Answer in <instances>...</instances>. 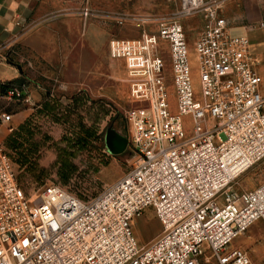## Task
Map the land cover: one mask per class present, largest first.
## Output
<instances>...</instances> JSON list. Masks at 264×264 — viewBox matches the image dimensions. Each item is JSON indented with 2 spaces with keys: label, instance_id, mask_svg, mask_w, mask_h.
<instances>
[{
  "label": "built area",
  "instance_id": "2783aa9c",
  "mask_svg": "<svg viewBox=\"0 0 264 264\" xmlns=\"http://www.w3.org/2000/svg\"><path fill=\"white\" fill-rule=\"evenodd\" d=\"M227 1L179 0L172 18L138 19L139 38L109 40V57L125 64L136 161L91 201L54 185L27 196L0 144V264H252L230 244L264 224V181L233 186L256 165L264 170V96L249 40L229 35L220 14ZM191 18L201 24L197 89L182 23ZM0 100L32 107L25 81ZM12 118L1 110L0 127L12 132ZM146 209L161 232L141 244L134 226Z\"/></svg>",
  "mask_w": 264,
  "mask_h": 264
},
{
  "label": "rangeland",
  "instance_id": "374dc122",
  "mask_svg": "<svg viewBox=\"0 0 264 264\" xmlns=\"http://www.w3.org/2000/svg\"><path fill=\"white\" fill-rule=\"evenodd\" d=\"M64 5L67 13L73 10L81 12L87 8L90 16L86 21L105 26L109 38L137 39L143 31L135 26L138 19L172 18L178 10L179 0H64ZM193 25L194 23L188 22L190 28ZM187 36L195 38L193 32ZM194 44L193 41L189 44L188 58L192 82L197 89L198 70ZM163 57L166 75L170 77L168 55L165 53ZM88 68L82 62L77 66L66 67L64 77L71 82L69 90L68 85L60 83L58 76L54 75L49 80L40 77L44 91H51L54 95L62 93L64 96L59 101L47 99L53 103L51 108L45 109L40 105L35 109L32 107L34 110L28 112V105H13L0 100V111L13 114V131L8 132L5 126L0 127V144L10 157L18 184L27 196H35L44 186L54 185L82 202H89L125 175L136 161L126 119V112L133 105L129 101L125 64L121 61L107 63L103 56H98L97 72L88 74ZM77 70L81 71L78 73ZM45 75L48 76L49 73ZM83 77H86L85 85L89 87L90 84V87H86L87 97L85 96L86 100L81 105L82 103H77L74 99L78 96L75 95L78 88L84 87L82 81H78ZM170 99L172 105V92ZM92 104L101 107L99 109ZM26 120L30 121V129L27 130L29 143L22 141L19 136L17 143L23 142L22 150L9 149L7 139ZM184 122L188 126L187 119ZM64 148L71 154L74 151L66 164L59 158V153ZM262 181L264 170L258 164L239 178L233 189L252 190ZM134 232L141 244L149 243L161 232L160 223L151 209H146L135 219ZM230 247L246 251L252 264H264V224L255 222L235 238Z\"/></svg>",
  "mask_w": 264,
  "mask_h": 264
},
{
  "label": "crops",
  "instance_id": "0c3cea01",
  "mask_svg": "<svg viewBox=\"0 0 264 264\" xmlns=\"http://www.w3.org/2000/svg\"><path fill=\"white\" fill-rule=\"evenodd\" d=\"M263 4L264 0H228L220 13L228 24L229 35L249 40L250 53L256 61L255 70L261 78L262 96L264 27L251 29V26L264 25ZM86 19L79 10L67 13L64 0H0V83H28L29 96L35 109L42 106L44 101H59L64 97L62 93L54 95L51 91H44L40 77L49 80L55 75L60 83L69 86L70 80L64 77L66 67L77 66L82 62L89 67L87 73L94 74L97 72L98 56H103L107 63L120 62L109 57L108 43L111 38L105 26ZM188 22L194 23L193 27L190 28ZM182 23L189 56V44L195 42L201 24L197 18ZM190 32L194 33L195 38H188ZM78 70L79 73L81 70ZM45 73H49V77ZM85 79L78 80L82 81L84 87L78 88L75 95L87 97ZM87 80L90 81L89 78ZM32 107L26 108L27 111H33Z\"/></svg>",
  "mask_w": 264,
  "mask_h": 264
},
{
  "label": "trees",
  "instance_id": "16d2710c",
  "mask_svg": "<svg viewBox=\"0 0 264 264\" xmlns=\"http://www.w3.org/2000/svg\"><path fill=\"white\" fill-rule=\"evenodd\" d=\"M16 84V81H13V82H9V83H5L6 86L8 85H14ZM4 85V87H0V94L1 93H4L5 89H6V86ZM77 103H82L81 105L84 104V100H86L85 96L84 95H78L75 99H74ZM56 104V103H55ZM94 105L95 107L98 106V108L100 109L101 105H97V104H92ZM43 108H47L48 107H52L53 106V103L52 102H45L43 105ZM94 106L91 108L93 109ZM97 109V108H96ZM98 110V109H97ZM30 129V121L29 120H26L25 121V124L23 126H21L18 131L16 133H14V135H12L11 137H9L7 139V143H8V148L9 149H21L22 150V146H23V142H18L17 143V139L19 136H21V139L22 141L24 142H27L29 143L30 139L27 137L28 136V132L27 130ZM28 139V140H27ZM26 143V144H27ZM29 148L31 149V147L29 146ZM25 149H23V152H24ZM76 150V149H75ZM78 150V149H77ZM6 152V151H5ZM74 152V151H73ZM72 152V154H73ZM76 152V151H75ZM70 151H68L66 148L64 149H61V152L59 153L60 155V160L62 161L63 164H66V161L69 159V157L72 155Z\"/></svg>",
  "mask_w": 264,
  "mask_h": 264
}]
</instances>
